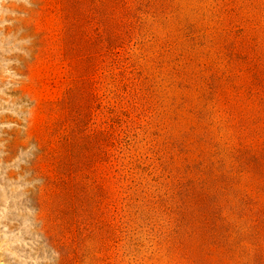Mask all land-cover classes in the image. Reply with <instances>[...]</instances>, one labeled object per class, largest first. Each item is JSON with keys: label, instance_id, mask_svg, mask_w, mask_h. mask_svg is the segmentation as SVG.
Wrapping results in <instances>:
<instances>
[{"label": "rangeland", "instance_id": "374dc122", "mask_svg": "<svg viewBox=\"0 0 264 264\" xmlns=\"http://www.w3.org/2000/svg\"><path fill=\"white\" fill-rule=\"evenodd\" d=\"M251 152L264 0H0V264L220 263Z\"/></svg>", "mask_w": 264, "mask_h": 264}, {"label": "trees", "instance_id": "16d2710c", "mask_svg": "<svg viewBox=\"0 0 264 264\" xmlns=\"http://www.w3.org/2000/svg\"><path fill=\"white\" fill-rule=\"evenodd\" d=\"M249 155L256 167L264 169V156L252 152ZM216 163L210 161L215 176L223 177L228 185L235 188L230 205L214 200L211 212L202 219V225L222 257L217 264H264V186L250 188L254 190L252 195L248 190L250 185L240 186L242 180H236L232 168ZM213 253L207 255L212 256Z\"/></svg>", "mask_w": 264, "mask_h": 264}]
</instances>
